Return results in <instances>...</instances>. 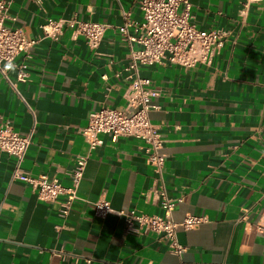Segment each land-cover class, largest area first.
Instances as JSON below:
<instances>
[{
  "label": "crops",
  "instance_id": "crops-1",
  "mask_svg": "<svg viewBox=\"0 0 264 264\" xmlns=\"http://www.w3.org/2000/svg\"><path fill=\"white\" fill-rule=\"evenodd\" d=\"M191 22L218 30L223 46L212 64L185 68L165 62L142 65L160 90L153 122L164 135L165 180L179 199L173 218L202 217L179 228L178 255L158 234L129 233L120 211L162 214L155 172L145 143L113 139L89 151L80 129L102 106L123 107L131 43L119 26L123 9L143 20L139 0H15L7 24L38 42L26 63V81L11 85L0 73V127L34 130L22 166L32 175L72 183L78 155H88L69 215L64 200L44 201L12 177L16 157L0 150V264H264V0H188ZM106 22L92 49L67 26L58 39L42 28L49 18ZM131 33L137 34L135 27ZM18 68L9 78L16 81ZM105 196L113 211L95 216Z\"/></svg>",
  "mask_w": 264,
  "mask_h": 264
},
{
  "label": "built area",
  "instance_id": "built-area-1",
  "mask_svg": "<svg viewBox=\"0 0 264 264\" xmlns=\"http://www.w3.org/2000/svg\"><path fill=\"white\" fill-rule=\"evenodd\" d=\"M15 0H0V73L16 86L17 81H26L29 72L26 63L17 64L20 53L30 56V49L38 42L30 38L21 27H11L6 22L9 10ZM258 0H246L248 2ZM143 20L136 23L129 10L122 11L124 22L119 26L123 37L131 43L130 62L125 68L129 81L125 90L126 104L123 107L102 106L93 111L88 123L80 129L89 151L103 144L102 134L113 139L135 137L145 143L147 161L154 169L156 187L162 214H147L136 209L120 211L125 217V230L129 233L152 231L168 243L170 251L180 255L184 247L177 240L179 228L190 229L202 221V217L188 214L182 221L173 218V211L179 199L172 197L166 186L165 161L163 152L164 135L159 124L153 122L151 111L156 107L153 99L160 94L153 80L141 73L142 65L173 63L185 68L198 64L210 65L223 46L218 30L199 28L191 22L188 0H139ZM72 27L76 36H82L92 49L99 48L103 36L110 25L106 22L78 19L77 17L55 19L49 17L42 28L46 37L58 39L64 29ZM135 27L137 34L131 33ZM12 66L18 68L16 81L9 78ZM34 130L21 133L9 122L0 127V150L16 157L12 177L28 182L37 197L44 201H55L63 196L59 215L67 217L78 198L77 192L87 164L88 155H78L72 173V183L64 185L59 179L45 174L38 176L26 171L23 166L25 154L32 143ZM94 214L104 218L113 211L111 202L105 196L93 203Z\"/></svg>",
  "mask_w": 264,
  "mask_h": 264
}]
</instances>
